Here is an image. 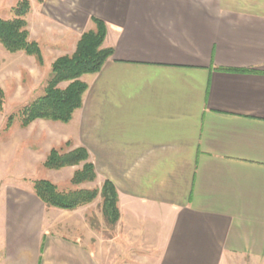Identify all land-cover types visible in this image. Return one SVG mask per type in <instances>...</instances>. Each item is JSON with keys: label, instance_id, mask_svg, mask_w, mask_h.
<instances>
[{"label": "crops", "instance_id": "1", "mask_svg": "<svg viewBox=\"0 0 264 264\" xmlns=\"http://www.w3.org/2000/svg\"><path fill=\"white\" fill-rule=\"evenodd\" d=\"M34 14L66 28L55 44L75 38L63 54L104 20L113 55L82 77L71 121L9 127L47 124L40 148L0 146V181L83 146L97 170L85 184L112 180L121 216L108 230L93 203L48 207L2 182L0 264H264V0H41ZM29 29L46 64L48 30Z\"/></svg>", "mask_w": 264, "mask_h": 264}, {"label": "trees", "instance_id": "2", "mask_svg": "<svg viewBox=\"0 0 264 264\" xmlns=\"http://www.w3.org/2000/svg\"><path fill=\"white\" fill-rule=\"evenodd\" d=\"M40 1V0H39ZM32 9L31 0H19L11 7L12 17L0 15V45L10 53L24 52L37 57L43 64L45 56L41 44L31 38L26 19ZM94 27L84 31L72 53L62 54L51 64L50 76L44 92L23 106L20 111V125L26 127L36 119L69 122L74 113L83 105L88 84L82 79L86 74L101 70L105 62L113 55V48L105 45L107 24L93 16ZM0 57V65H1ZM66 82L65 86L61 84ZM5 93L0 86V111L3 109ZM15 121L11 114L7 119V128ZM70 143L54 147L48 153L43 166L59 170L69 166H78L71 178L74 189L62 190L53 181L39 178L33 182L35 194L48 207L74 210L93 203L99 197L103 200V216L108 230L113 229L120 219L119 194L114 182L106 179L101 188L81 187L97 179L96 166L90 159V153L83 146L72 149ZM91 224L97 225L95 217Z\"/></svg>", "mask_w": 264, "mask_h": 264}, {"label": "rangeland", "instance_id": "3", "mask_svg": "<svg viewBox=\"0 0 264 264\" xmlns=\"http://www.w3.org/2000/svg\"><path fill=\"white\" fill-rule=\"evenodd\" d=\"M18 1L19 0H0V15L5 18L12 17L11 7ZM40 1L33 0L32 3L31 0V3L34 4L35 8H38ZM26 19L28 20L29 27L33 28L34 34L38 33L37 30L39 32L42 30L41 34L44 32L43 30H48V36H43L41 40L42 45L45 47L47 59L46 64H41L35 56L26 55L24 52L10 53L0 45V57L2 60L0 65V86L5 93L3 109L0 111V146L3 148L15 147L22 142L25 143V140H29L31 136L33 139L35 138L38 140L39 148L42 146L41 144L44 141H40V139H45V135L43 137H40V135L43 134L47 125L46 123L36 122L27 129H19L16 132V136L12 137V135L8 136L10 128H7V119L11 114H14L15 121L13 126L20 125V111L23 106L44 92V87L47 85L50 76L51 62L63 54L64 51L70 50L75 41V38L72 39V42L68 43L66 47L55 44L57 39L63 38L62 35L65 33L66 28L59 26L51 17L48 19L49 25H47V20L44 17H40L36 20L35 14L34 19H31L30 14H28ZM91 24L92 26H90V28L94 27V23L92 22ZM47 26H49V28H47ZM86 27V29H89L88 26ZM66 84L67 83L64 82L61 85L65 86ZM49 146L50 144L46 143L45 149H48ZM65 149H72V147L65 146ZM43 150L44 149L41 151L44 152L45 150ZM40 155L41 158L44 156L43 153H40ZM75 168L65 167L59 170L47 169L43 166L42 162L37 166L33 165L31 168L29 167V169L22 167L21 170L15 165H6V167L3 168L4 170L1 171L4 173L3 177H6V180L2 182L5 184H17L32 188L35 180L47 178L56 183L60 189L69 190L76 188V186L71 183L73 170ZM2 182L0 181V183ZM81 187L93 188L96 186L88 187L87 184H83ZM90 209L96 214H94L96 219L98 220L99 218L102 224H104V216L102 214L103 200L101 197L93 202ZM60 219H62V215Z\"/></svg>", "mask_w": 264, "mask_h": 264}]
</instances>
